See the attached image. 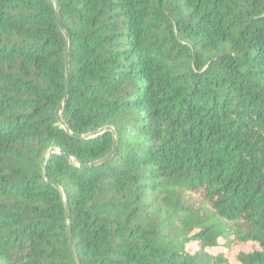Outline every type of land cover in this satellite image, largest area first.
<instances>
[{
    "label": "trees",
    "instance_id": "trees-1",
    "mask_svg": "<svg viewBox=\"0 0 264 264\" xmlns=\"http://www.w3.org/2000/svg\"><path fill=\"white\" fill-rule=\"evenodd\" d=\"M233 261L264 264V0H0V264Z\"/></svg>",
    "mask_w": 264,
    "mask_h": 264
},
{
    "label": "water",
    "instance_id": "water-1",
    "mask_svg": "<svg viewBox=\"0 0 264 264\" xmlns=\"http://www.w3.org/2000/svg\"><path fill=\"white\" fill-rule=\"evenodd\" d=\"M57 18H58L59 26H60L62 32L65 34L66 39L68 40L67 34H66V32L64 31V29H63V26H62V23H61V19H60V15H59V14H57ZM69 65H70V59H69V43H67V47H66V69H67V71H68V69H69ZM69 93H70V81H69V79H68V80H67V90H66L65 99H64L63 103L58 107V109H57V111H56V116H57L58 121L60 122L61 126H62L63 128H65V130H66L67 132H69V128L66 126L65 122L63 121L62 116H63L64 108H65V105H66V102H67V99H68ZM106 131L113 132V134L115 135V131H114L112 128H110V127L106 128ZM74 136L77 137L78 139L83 138V136H81V135H79V136L74 135ZM114 147L116 148V141L114 142ZM55 151H59V150H57V149H52V150L50 151V153H53V152H55ZM59 152H60V151H59ZM113 155H114V152H113L112 154H110L109 156H107L106 158L102 159V160L96 161V162L92 163L91 165H87V166L82 165L81 167H82V168H86V167L98 166V165H100V164H103V163L109 161V160L113 157ZM66 158L71 159L70 156H66ZM51 183H52L57 189H59V190L62 192V190H61V188H60V186H59L58 184H56V183H54V182H51ZM62 193H63V192H62Z\"/></svg>",
    "mask_w": 264,
    "mask_h": 264
},
{
    "label": "rangeland",
    "instance_id": "rangeland-1",
    "mask_svg": "<svg viewBox=\"0 0 264 264\" xmlns=\"http://www.w3.org/2000/svg\"><path fill=\"white\" fill-rule=\"evenodd\" d=\"M252 249V245H249V246H246V247H242V248H239V250H243V251H249ZM231 257L233 258V256L231 255ZM233 264H237L236 261H233Z\"/></svg>",
    "mask_w": 264,
    "mask_h": 264
}]
</instances>
